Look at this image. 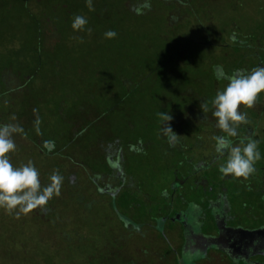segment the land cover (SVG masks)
Here are the masks:
<instances>
[{
	"label": "rangeland",
	"instance_id": "obj_1",
	"mask_svg": "<svg viewBox=\"0 0 264 264\" xmlns=\"http://www.w3.org/2000/svg\"><path fill=\"white\" fill-rule=\"evenodd\" d=\"M92 4L0 0V76L19 82L0 92V126L21 129L10 162L32 161L42 188L54 172L63 178L45 206L0 209V264H176L182 198L222 181L232 223L264 225V92L253 108L241 105L249 123L231 138L259 141L247 180L219 171L227 153H216L214 137L226 133L211 103L227 84L219 68L264 66V0ZM77 15L88 21L84 31L72 28ZM161 111L176 136L164 131ZM119 148L122 181L107 159Z\"/></svg>",
	"mask_w": 264,
	"mask_h": 264
},
{
	"label": "clouds",
	"instance_id": "obj_2",
	"mask_svg": "<svg viewBox=\"0 0 264 264\" xmlns=\"http://www.w3.org/2000/svg\"><path fill=\"white\" fill-rule=\"evenodd\" d=\"M86 3L90 11L95 10L92 0H86ZM87 23L85 17L77 15L73 19L72 28L75 31H84ZM87 31L91 33L92 29L88 28ZM104 35L112 39L117 33L108 30ZM80 39L82 42L83 38ZM216 74L217 79L227 81L226 86L217 91L211 101L214 108L212 115L217 120L216 127L226 133L214 137L216 153L220 156L227 153V159L220 165L219 171L224 176L231 175L247 180L255 173V164L261 159L259 141L245 136L234 146L231 138L238 136L237 129L241 124L249 123L247 114L239 111L241 105L253 108L259 95L264 92V66L255 67L250 71L237 69L232 74L225 73L221 67ZM200 107L205 114L209 111L207 102L201 103ZM158 117L163 122L164 131L176 136L169 123L173 117L162 111L158 113ZM19 131L21 129L18 125L0 126V209L9 214L16 212L17 215L45 206L53 196H59L63 179L58 172H54L50 183L42 188L39 172L32 161L20 167L13 166L8 154L16 150L12 136Z\"/></svg>",
	"mask_w": 264,
	"mask_h": 264
},
{
	"label": "flooded vegetation",
	"instance_id": "obj_3",
	"mask_svg": "<svg viewBox=\"0 0 264 264\" xmlns=\"http://www.w3.org/2000/svg\"><path fill=\"white\" fill-rule=\"evenodd\" d=\"M215 188L198 198H182L183 208L176 213L181 223L182 255L175 254V263L264 264V225L247 228L232 223L233 207L225 195L224 182Z\"/></svg>",
	"mask_w": 264,
	"mask_h": 264
},
{
	"label": "trees",
	"instance_id": "obj_4",
	"mask_svg": "<svg viewBox=\"0 0 264 264\" xmlns=\"http://www.w3.org/2000/svg\"><path fill=\"white\" fill-rule=\"evenodd\" d=\"M39 27V26H38ZM2 86V87H1ZM4 86H6L7 88H5ZM16 86H19V82L18 81H14L13 79H11L9 73H3L1 76H0V92H1V89H4L7 91V89L9 90V88H14ZM4 90V91H5ZM3 92V90H2ZM117 159L116 160H110L109 158L108 159V163L115 169V177L117 178H120V181L123 180V174L124 172L122 171V165L118 162V159H119V156H121V151H120V148L117 149ZM120 161V159H119ZM109 185H107L104 190L105 193H108L110 196H115L116 194V190H117V187H113V188H109L108 187ZM100 191L103 192V189H101Z\"/></svg>",
	"mask_w": 264,
	"mask_h": 264
}]
</instances>
